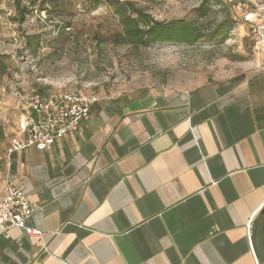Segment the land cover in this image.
I'll use <instances>...</instances> for the list:
<instances>
[{
  "label": "crops",
  "instance_id": "obj_1",
  "mask_svg": "<svg viewBox=\"0 0 264 264\" xmlns=\"http://www.w3.org/2000/svg\"><path fill=\"white\" fill-rule=\"evenodd\" d=\"M247 25L237 73L97 99L77 132L7 155L0 196L20 188L41 237L0 236V264H264V41Z\"/></svg>",
  "mask_w": 264,
  "mask_h": 264
},
{
  "label": "rangeland",
  "instance_id": "obj_2",
  "mask_svg": "<svg viewBox=\"0 0 264 264\" xmlns=\"http://www.w3.org/2000/svg\"><path fill=\"white\" fill-rule=\"evenodd\" d=\"M39 1L0 0V58L5 64L0 67V190L18 120L35 93L75 91L100 99L156 88L189 90L212 77L237 73L239 31L249 28L237 8L264 11V0H209V17L197 19L203 0H116L132 1L159 22L217 25L226 17L235 22L225 41L207 33L192 47L173 42L137 47L123 42L119 18L105 4L88 10L83 0H69L63 17H48L38 12ZM16 3L33 9L24 23L17 21ZM67 22L71 28L63 30Z\"/></svg>",
  "mask_w": 264,
  "mask_h": 264
},
{
  "label": "built area",
  "instance_id": "obj_3",
  "mask_svg": "<svg viewBox=\"0 0 264 264\" xmlns=\"http://www.w3.org/2000/svg\"><path fill=\"white\" fill-rule=\"evenodd\" d=\"M237 10L242 13V21L251 26V33L258 38L255 48L259 47L264 41V11L245 10L241 6ZM96 101V98L75 91L35 93L22 110L17 137L11 142L7 155L28 148L48 150L67 134L79 130ZM36 209L20 188L6 183L0 196V236H8L11 229L18 228L32 238H40V231L26 225Z\"/></svg>",
  "mask_w": 264,
  "mask_h": 264
},
{
  "label": "trees",
  "instance_id": "obj_4",
  "mask_svg": "<svg viewBox=\"0 0 264 264\" xmlns=\"http://www.w3.org/2000/svg\"><path fill=\"white\" fill-rule=\"evenodd\" d=\"M69 0H41L38 2V12H45L48 17L56 15L63 17L67 11L66 4ZM87 4L88 10H94L102 5H107L114 9L122 26L121 37L124 43L134 46L148 47L154 43L173 42L194 46L198 40L211 33L212 39H220L225 41L228 38L235 22L226 17L221 23L215 25L208 23L202 26L194 24H185L179 21L159 22L154 20L143 9L137 8L132 1L121 3L116 0H83ZM209 0H203L199 8L196 10L197 19L208 18L212 12L211 6H207ZM34 3H32L33 5ZM34 6V5H33ZM18 11L17 21L24 23L26 15L32 12L27 7H21L20 3H16ZM71 23L67 22L63 25V30L70 29ZM39 41L36 42L35 51L39 47ZM5 64L0 58V67L4 68ZM43 92V91H41ZM2 136V131H0Z\"/></svg>",
  "mask_w": 264,
  "mask_h": 264
}]
</instances>
